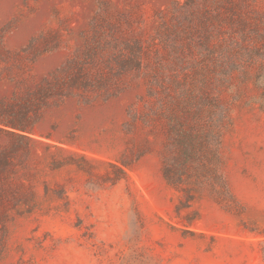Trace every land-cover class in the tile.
I'll list each match as a JSON object with an SVG mask.
<instances>
[{"label":"rangeland","instance_id":"obj_1","mask_svg":"<svg viewBox=\"0 0 264 264\" xmlns=\"http://www.w3.org/2000/svg\"><path fill=\"white\" fill-rule=\"evenodd\" d=\"M110 28L142 45L122 88L67 97L34 125L32 111L28 139L1 138L16 147L5 180L25 197L0 212V264H264V0H0V120L70 58L101 57L95 35ZM188 79L229 109L223 170L235 195L200 194L192 224L162 173L164 133L127 125L152 85Z\"/></svg>","mask_w":264,"mask_h":264},{"label":"trees","instance_id":"obj_2","mask_svg":"<svg viewBox=\"0 0 264 264\" xmlns=\"http://www.w3.org/2000/svg\"><path fill=\"white\" fill-rule=\"evenodd\" d=\"M95 38L99 52L103 53L101 57H72L60 72L44 76L35 88L28 85L24 94H17L10 101L8 105L14 117L8 121L0 120L4 123V126L0 124V141L3 135L15 138L19 143L26 140L22 132L32 119V111L36 117L34 125L39 121L42 108L58 104L67 97H78L85 102L92 99L91 94L110 97L122 88L129 70L140 69L143 65L139 42H122L114 28L97 31ZM160 81L157 78L154 84L160 85ZM185 82L178 90L167 86L157 90L152 85L149 93L152 103L144 112L132 108L127 125L136 127L141 121L153 132L164 133L162 173L178 192V216L192 224L200 218V214L192 209L200 194L208 192L221 200L235 199V195L223 170V138L229 109L222 102L220 93L197 89L191 79ZM15 149L0 142V212L3 206L16 204L25 197L20 184L5 180Z\"/></svg>","mask_w":264,"mask_h":264}]
</instances>
